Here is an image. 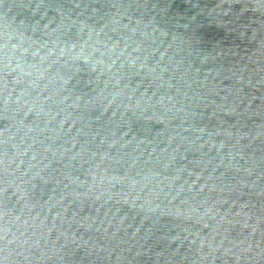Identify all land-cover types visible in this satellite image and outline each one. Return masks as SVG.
Listing matches in <instances>:
<instances>
[{
	"label": "water",
	"instance_id": "1",
	"mask_svg": "<svg viewBox=\"0 0 264 264\" xmlns=\"http://www.w3.org/2000/svg\"><path fill=\"white\" fill-rule=\"evenodd\" d=\"M0 264H264V0H0Z\"/></svg>",
	"mask_w": 264,
	"mask_h": 264
}]
</instances>
